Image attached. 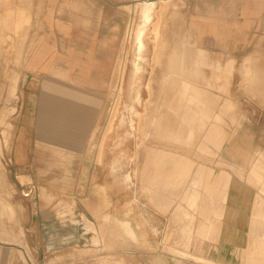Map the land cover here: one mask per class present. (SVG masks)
Instances as JSON below:
<instances>
[{"label":"rangeland","instance_id":"1","mask_svg":"<svg viewBox=\"0 0 264 264\" xmlns=\"http://www.w3.org/2000/svg\"><path fill=\"white\" fill-rule=\"evenodd\" d=\"M187 9L186 0H170L166 13L160 15L159 20L155 19L158 31L148 40L152 66L147 67L144 75V103L139 108L141 114L146 115L143 119L146 127L141 133L147 137H140L137 130L136 138L139 142H133L130 152L133 161H127L122 166V172L132 175L134 186L131 193L138 199L133 216L146 223L144 229L148 234V242L141 239L132 241L125 227L117 220L115 206H119L116 211L123 213V203L127 199L122 191H111L112 204L102 210L104 198L101 194H96V186L105 184L113 188L117 182H108L106 169L98 161L96 148L92 153L88 149L86 158L96 156L98 164L84 166L78 164V158L83 155H80L81 151L73 148L72 143L52 141L54 144L51 146L55 148L50 149L49 182L44 186L48 189V198L45 195L43 202L49 204L51 211H62L60 217L66 225V233H71L72 228H76L75 233H80L75 237L76 240L81 239L80 244L77 243L78 246L72 248L76 253L72 257L76 261L90 264H196L192 259H180L176 253V250H180L211 264H223L214 258L220 221L227 200L228 173L234 172L236 159L243 152L241 147H246L249 142L248 126L258 121L251 116H256L263 104L260 99L264 98V84H257V71L249 69L255 64L254 55L223 57L197 47L187 24ZM38 10L33 5V0H0V139L4 149V155H0V191L3 192L10 183L16 188L18 200L24 202L29 191L26 187L17 186L19 184L11 177L9 154L11 139L21 113L25 64L38 28ZM129 14L132 27L136 21V13L129 10ZM15 16L21 17L22 25L19 28L13 26L12 19ZM161 29L167 33L164 37L160 35ZM160 40L166 41V44L160 48L165 50V55L158 67L153 63L151 53L156 48L155 43L158 45ZM126 43L128 41L125 40L124 45L127 47L124 46L122 52L114 55L115 74L112 87L106 92L98 87L97 92L103 95H91L96 99L92 101L97 110L96 123H92L95 128L101 116L104 117L100 126L104 127L108 123L112 111L109 108L115 105L117 91L127 79L131 54L130 45ZM156 50L157 48L154 52ZM172 50L179 55L173 60L172 73L176 74H169L171 64L168 55ZM124 53L127 55V64L124 69L123 62L122 68L126 74L120 80L119 68L122 55L124 60ZM180 55L183 56L182 61ZM260 72L264 74V69ZM178 73L182 74L179 76ZM153 77V90L150 95L145 84ZM190 84L202 90L204 107L210 110L216 108L221 118L220 123L204 121L207 125L201 131L198 121L190 125L184 123L185 115H198L199 118L201 115L200 109L188 102L191 95ZM184 85L186 91L183 94ZM69 93L66 89L63 94L58 92L60 100L67 98ZM69 95V100L72 98L76 105L82 102L78 95ZM210 125L220 127V142L205 139L206 130L212 127ZM101 132L103 128L97 136L98 139ZM58 146L62 148L57 149ZM183 164H189V167L192 165L186 177H182L178 171ZM70 172L73 180H64V176L69 178ZM22 183L25 186V182ZM193 183L197 184L196 189L193 188ZM191 195L198 199L194 207L188 204ZM8 197L0 194V214L2 217L7 215L9 221H13L17 208L21 209V206L14 207L9 203ZM259 204V209L264 208V198L259 199ZM2 205H10L12 210L2 213ZM208 214H215L217 218L209 221L213 224L214 231L209 237H205L202 226H209V222L205 220ZM73 224L79 226L73 227ZM152 228L157 230V236L152 233ZM251 234L250 244L246 248L249 251L254 249L255 242L264 240L262 224L252 230ZM93 239H97V242L94 243ZM240 258V264H254L250 258L245 259L242 253ZM224 262L230 264L228 261Z\"/></svg>","mask_w":264,"mask_h":264},{"label":"crops","instance_id":"2","mask_svg":"<svg viewBox=\"0 0 264 264\" xmlns=\"http://www.w3.org/2000/svg\"><path fill=\"white\" fill-rule=\"evenodd\" d=\"M138 1L33 0L39 8L38 28L25 64L21 113L9 154L11 177L29 194L25 202L18 200L10 183L0 191L3 196L9 194L8 201L14 207L21 206L13 221L0 214V264H90L72 257L76 256L72 248L80 244L81 239L75 238L80 233L72 227V232L66 233L62 211H51L43 202L45 195L48 198L44 186L49 182L50 149L55 148L51 146L53 140L72 143L83 155L78 164L94 166L98 164L96 156L86 158V154L96 148L108 182H118L113 161L120 160L124 166L129 151L120 145L111 147L107 124L100 126L104 116L94 127L97 110L92 101L96 99L91 95L99 94L98 87L106 92L114 84V55L123 51L130 31L129 7ZM186 2L187 24L197 47L223 57L254 55L255 64L249 69L257 71L256 83L264 84L260 72L264 69V0ZM65 89L82 102L76 105L69 94L60 100L58 92L63 94ZM260 100L261 108L251 116L258 121L247 128L249 142L241 147L234 172L228 173L227 200L214 258L223 264H240V252L250 244L251 231L259 224L264 227V219L256 218L257 214L264 216V208L258 207L259 199L264 198L263 182L254 174L257 166L264 172V98ZM63 178L72 181L73 174ZM102 186L111 206L110 192L116 193L117 187ZM115 207L118 210L119 206Z\"/></svg>","mask_w":264,"mask_h":264},{"label":"bare ground","instance_id":"3","mask_svg":"<svg viewBox=\"0 0 264 264\" xmlns=\"http://www.w3.org/2000/svg\"><path fill=\"white\" fill-rule=\"evenodd\" d=\"M170 1V0H169ZM169 1L167 0H140L136 2L134 5L129 7V10L131 12L136 13V21L130 27L129 34L127 38L125 39L127 45H130V54L131 58L129 59V71L127 75V79L123 85L118 89V97L115 100V105L113 104L112 111H110V117L107 123L108 126V132H107V140L112 143L111 147L120 145L124 146V149H128L129 151V157L127 159L128 162L133 161V156L130 154L131 152V145L136 140V142H139L136 138V132L139 131L140 137L144 136L147 137V135H143L141 133L146 125L143 119L146 118V115H142L140 112L141 107H143V98H142V86L144 85V75L146 72V69L148 66L151 65V58L149 55V48H148V40L151 35H154L158 31L157 26V20H159L160 15H164L166 13L167 6L169 5ZM159 3L160 4V10H159ZM162 12V13H161ZM16 13V12H15ZM9 20V17H7ZM13 26L16 28H19L21 24V17L15 16V18L12 19ZM110 23V22H109ZM76 25V24H75ZM101 30V28H100ZM153 32V33H152ZM161 37H164V34L167 33L161 29L160 31ZM164 32V33H163ZM166 44V41L160 40L159 44L157 45V42L155 43V47L157 48L156 52L152 51L153 56V63L157 64L158 67L161 65L163 58V53L165 52L163 48ZM127 46H125L126 48ZM129 48V47H128ZM167 54V52H166ZM126 54L124 53V60L123 55L121 59V66L119 68L120 75H118V79L124 76L125 70H123V62H124V69L126 68L127 64V58ZM169 63L171 64L169 68V74H176L172 73L173 71V60H175V57L177 58L178 53L174 52L172 50V53L169 55ZM180 60H183V56L180 55ZM153 64V65H154ZM152 66V65H151ZM155 67V66H154ZM119 72V71H118ZM248 73V71L246 70ZM182 73H178L177 75L180 76ZM249 75V74H248ZM117 79V81H118ZM154 82L153 79L150 78L148 83H146V87H148L150 95L152 94V85ZM118 84V83H117ZM184 92L186 91L185 85L183 86ZM191 95L188 98V102L191 104H194L196 108L200 109L201 115L200 118L198 115H192L190 117L184 116L183 121L186 124H192L196 121L199 122L200 131L207 125L205 122H212L215 121L217 124L221 122V118L219 116V113H217L216 108L213 110L208 109L206 106H203L204 98H202L203 92L202 90L198 89V87L193 86L190 84V90ZM114 98V96H113ZM205 104V103H204ZM107 116V115H106ZM2 121V120H1ZM205 121V122H204ZM153 122V121H152ZM212 125H210L211 127ZM138 130V131H137ZM206 136L205 139H208L209 141H217L220 142V127H214L212 126L209 130H206ZM210 133V134H209ZM190 138H192V133H190ZM142 142V140H141ZM9 144V142H8ZM7 144V146H8ZM110 147V148H111ZM109 148V149H110ZM203 151V150H202ZM1 153L4 155V149H3V141L0 139V155ZM6 154L8 155V147L6 150ZM137 156L135 155V158ZM120 160H114L112 165V171L114 175L118 178L117 182V192H123L124 195H126L127 199H125L123 205H124V213H116V218L119 220V222L125 227L127 235L132 241H139L140 239L143 242H148L146 239L148 238V234L145 231V224L143 222L138 221L136 218H134L133 214L135 212V208L138 204V199L135 195L131 193L134 183L132 180V175L128 172H122V165L120 164ZM182 164V163H181ZM192 169V165L189 167V164H183L178 168V171L182 177H186L189 175L190 171ZM254 174L257 177L259 182H263V189H264V172L261 166H257L254 170ZM193 188H197V184L193 183ZM211 188V187H208ZM96 194H101L104 200H102V208L105 210L107 207H109L110 202L109 198L107 196V193L105 192L102 185H97ZM132 194V195H130ZM120 197V196H119ZM120 199V198H119ZM121 201V199H120ZM198 202V199L191 195V198L189 199V206L194 207ZM123 207V206H122ZM2 213H5L6 211L12 210V207L10 205H2L1 206ZM107 214V213H104ZM213 218H217V215L215 214H208L205 218L207 222H211ZM257 218L264 219L263 215H257ZM86 224V221H84ZM209 222V226L204 228V235L205 237H209L213 231L214 226L213 224ZM94 228V227H93ZM91 230V228H89ZM96 230V229H95ZM89 232V231H86ZM94 232V231H93ZM152 233L157 236L158 232L155 228H152ZM93 242L96 243L97 239H93ZM172 249V248H170ZM174 250V249H172ZM175 251V250H174ZM176 253L178 257L182 260H189L192 259L195 261L196 264L206 263L211 264L209 261H204L203 259L197 258L193 255H190L186 252L176 250ZM244 254V258H250L251 261L254 264H264V240L261 242H255L254 249L249 251L247 249L243 250V252H240ZM243 258V259H244ZM174 259V258H173ZM120 264V263H118ZM179 264V263H178Z\"/></svg>","mask_w":264,"mask_h":264}]
</instances>
